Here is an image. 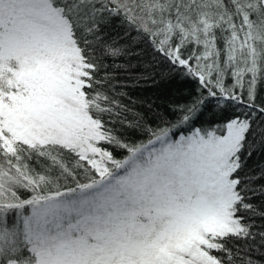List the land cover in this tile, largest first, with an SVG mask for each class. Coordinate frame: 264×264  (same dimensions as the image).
<instances>
[{
	"label": "snow or ice",
	"instance_id": "snow-or-ice-1",
	"mask_svg": "<svg viewBox=\"0 0 264 264\" xmlns=\"http://www.w3.org/2000/svg\"><path fill=\"white\" fill-rule=\"evenodd\" d=\"M0 264H264V0H0Z\"/></svg>",
	"mask_w": 264,
	"mask_h": 264
},
{
	"label": "trees",
	"instance_id": "trees-1",
	"mask_svg": "<svg viewBox=\"0 0 264 264\" xmlns=\"http://www.w3.org/2000/svg\"><path fill=\"white\" fill-rule=\"evenodd\" d=\"M193 87L191 83H180L178 81L173 82L171 85H169L167 92L164 94L167 98L180 101L186 94L187 92ZM139 95L151 98L155 100L157 104H162L165 102L164 98L161 99H156L157 96H161V93L151 89L147 91H140ZM144 139V138H140Z\"/></svg>",
	"mask_w": 264,
	"mask_h": 264
}]
</instances>
